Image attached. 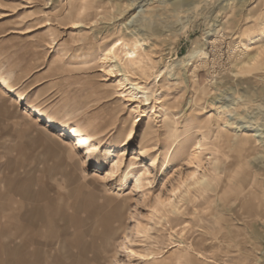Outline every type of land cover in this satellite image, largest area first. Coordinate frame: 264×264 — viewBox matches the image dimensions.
Returning a JSON list of instances; mask_svg holds the SVG:
<instances>
[{
	"label": "rangeland",
	"instance_id": "374dc122",
	"mask_svg": "<svg viewBox=\"0 0 264 264\" xmlns=\"http://www.w3.org/2000/svg\"><path fill=\"white\" fill-rule=\"evenodd\" d=\"M261 50L264 0H0V264H264Z\"/></svg>",
	"mask_w": 264,
	"mask_h": 264
},
{
	"label": "bare ground",
	"instance_id": "6f19581e",
	"mask_svg": "<svg viewBox=\"0 0 264 264\" xmlns=\"http://www.w3.org/2000/svg\"><path fill=\"white\" fill-rule=\"evenodd\" d=\"M131 41V40H130ZM133 41V40H132ZM131 41V43L129 42H126L125 40H123V39H117L116 41H114V42H112L110 45H108L103 51H102V54H101V61H102V64H103V66H105L104 68L106 69V71H107V73L108 74H110L111 76H115V72L118 74L119 72L118 71H115V69H117V61H119V60H117L119 57H118V55H117V52H118V50H119V48H124V51H125V56L127 55L128 57H126V58H129V60L130 61H133V62H136L137 60H138V58H137V56H138V50H139V47H140V43H139V41H136V40H134L133 42ZM250 45V44H249ZM257 46H255L254 48H248L247 47V51L249 50V51H251L252 49H255ZM246 51V52H247ZM262 51H264V50H261V52ZM140 52V51H139ZM141 53V52H140ZM140 53H139V55H140ZM260 55V51L258 52V50L257 51H254V53H252L250 56H249V59L248 60H245V61H242L241 63L243 64V65H248L249 64V62L250 61H254L255 63L257 62L256 60H257V58H258V56ZM262 55V54H261ZM141 56H142V54H141ZM120 59V58H119ZM142 60V59H141ZM138 62V61H137ZM142 62V61H141ZM253 62V63H254ZM132 63V62H131ZM143 63V62H142ZM240 63V64H241ZM251 63V62H250ZM130 65V64H129ZM250 65V64H249ZM127 68V67H126ZM130 71V70H129ZM134 73V72H133ZM120 76H122L123 77V80L124 81H122V82H119V84H117L118 86H120V87H123L124 89H125V91L126 92H128V90H129V96H130V98H129V100H132V96L135 94L134 92H131L132 90H138V91H140V87H138V85L137 84H135V83H132L128 78H127V76L128 75H124V74H119ZM123 89V90H124ZM131 93V94H130ZM142 94H143V96H144V101H147L148 100V97L146 96L147 94L145 93V92H141ZM146 94V95H145ZM135 97V96H134ZM23 99V98H22ZM159 102V101H158ZM215 109L214 110H217L216 109V107H214ZM218 108V107H217ZM221 108V107H220ZM219 108V109H220ZM218 111V110H217ZM216 111V112H217ZM220 111H222V110H220ZM220 113V112H219ZM246 133V132H245ZM134 133L133 132H130L128 135H126L125 136V142H124V145H131L132 143H133V140H134V135H133ZM246 135H247V133H246ZM247 139H248V137H247ZM246 139V140H247ZM250 141V140H249ZM66 146H68V144L66 145ZM69 147V149H72L73 150V148H71V147H73L72 146V144H70V146H68ZM174 148V147H173ZM173 148L170 150V153H172V150H173ZM123 151H125V150H123ZM125 154V152H123V155ZM193 154V153H192ZM122 155V156H123ZM197 155V154H196ZM124 157V156H123ZM195 158V157H194ZM146 173H148V171L147 170H145L144 172H142V173H139V174H136V175H134L133 176V187L134 188H137V187H139V188H141V187H144V180H146V179H144L143 178V175L144 174H146ZM148 175H149V173H148ZM196 176V174H195V172L193 173V174H191V178L193 179V181H194V184L195 185H198V187H205L207 184H208V181H207V178L202 174V176L200 177V178H196L195 177ZM191 187V186H190ZM188 189V188H187ZM205 189V188H204ZM143 197H144V195H143ZM145 199V198H144ZM163 204H164V206L165 205H168V206H170V207H172V211L175 209V205H174V203H173V201H171L170 199H168V200H166V201H164L163 202ZM264 205V204H263ZM172 211H169V212H172ZM263 211H261V213H262ZM260 213V214H261ZM257 214V213H256ZM259 214V213H258ZM263 216H264V212H263V214H262ZM261 216V215H260Z\"/></svg>",
	"mask_w": 264,
	"mask_h": 264
}]
</instances>
